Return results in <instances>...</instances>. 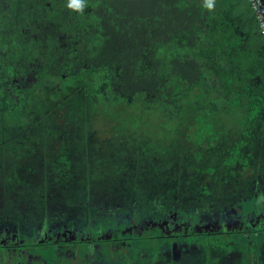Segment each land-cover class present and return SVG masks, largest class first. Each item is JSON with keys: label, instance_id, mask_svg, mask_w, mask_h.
<instances>
[{"label": "trees", "instance_id": "obj_1", "mask_svg": "<svg viewBox=\"0 0 264 264\" xmlns=\"http://www.w3.org/2000/svg\"><path fill=\"white\" fill-rule=\"evenodd\" d=\"M10 1L0 0V18ZM14 3L39 16L40 24L27 30L28 46L22 50L0 49L3 190L9 170H16L23 155L6 146L19 134L33 132L32 127L38 136L32 134L28 141L39 145V129L50 134L46 123L53 124L51 113H46V95L61 97L84 84L99 100L100 113L118 116L108 135L112 141L133 142L142 153L150 148L165 153L166 140L172 146L171 139L183 132L187 139L195 138L196 160L204 149L206 154L214 151L223 154L225 173L242 175L253 159L250 132L264 130V37L245 1L214 0L211 11L204 0H84L79 12L68 7V0ZM28 63L36 64L42 77L35 67H26ZM130 108L131 114L119 120L121 111ZM73 117L68 112L64 123ZM126 127L144 136L128 139L120 134ZM57 161L65 168L69 165L64 155ZM255 169L246 175L252 181L251 192L239 196L238 204L224 203V208L213 210L205 198L209 191L202 189L189 209L182 207L175 193L180 183L170 179L175 184L167 183V193L148 202L147 215L137 212L140 201L131 195L124 206L104 209L110 221L99 218L93 206L86 217L78 212L81 229L71 234L72 240H67L69 234L60 235V229L45 226L46 240L38 241L44 232L19 236L15 242L2 235L0 249L15 251L14 264H34V259L35 264H69L64 259L75 255L78 264H252L264 249V186L259 185L264 171ZM39 172L43 181L50 179L46 171ZM64 176L58 172L60 181ZM45 188L39 199L42 210L49 212L47 201L54 194ZM27 198L39 201L36 196ZM155 201L158 209L153 211ZM236 205H243L240 212ZM27 217L31 216L9 214L16 224ZM55 233L57 239H50Z\"/></svg>", "mask_w": 264, "mask_h": 264}, {"label": "rangeland", "instance_id": "obj_2", "mask_svg": "<svg viewBox=\"0 0 264 264\" xmlns=\"http://www.w3.org/2000/svg\"><path fill=\"white\" fill-rule=\"evenodd\" d=\"M14 2L15 0L10 1L6 8V15L0 18V49L12 53L22 50L23 45L28 46L25 38L27 30L40 24L39 16L29 11L24 5ZM253 36L255 37V33ZM1 62L0 58V64ZM26 67H35L39 76L42 77L40 68L36 64L28 63ZM71 90L63 96L60 95L61 97L57 96L58 93L45 94L49 101V109L46 108V113H51L50 121L53 124L48 126L46 123L45 128L50 134H43V131L39 129L41 127L38 128L39 133L42 134L39 145L28 141L31 140L30 135L38 136V131L32 127L33 132L19 134L6 146L7 149L23 153V155L16 170H9L5 190L0 187V210H3L0 212L3 221L0 223V237L3 235V240L15 242L19 236L26 234L35 236L44 232L38 240L41 242L42 239H47L45 226L49 230L60 229V235L69 234L67 240H72L71 234L81 229L80 219L75 217L78 212L83 211L86 217L87 208L93 206L99 218L110 221V214L104 209L124 206L131 195L136 196V199L140 201L141 208L138 207L137 212L144 214L150 200L153 201L154 197L167 193L165 188L169 186L167 183L171 184L170 179L173 182L179 181L178 185L180 183L178 191L175 192L178 193L180 206L189 209V205L194 203L193 198L199 196L202 193L201 190L205 189L209 191V194L205 196L207 205L211 204V207H214L213 210L219 207L224 208V203L238 204L239 196L251 192L252 181L246 175L255 171V168L264 167V163L262 165V162H259L264 154L262 150L264 130H251L250 133L254 138L251 149L254 152L253 159L246 164L242 175L239 172L236 177H233L225 173L228 167L221 164L223 154L214 151L206 154L208 151L204 149L200 159L196 160L194 154L199 148L193 144L195 138L187 139L183 132L171 139L172 146L169 140H166L165 153L158 152L155 148L142 153V149L135 147L133 142L124 141L125 144H123L118 143L117 140L112 141L108 135L112 132V126L117 123L115 121L118 120V116L108 117L100 113L99 100L91 96L85 84ZM68 112H71L74 117L66 124L63 117ZM130 112H132L131 108L126 111L123 109L119 120L124 118L125 113L131 114ZM46 121L47 117L44 122ZM232 123L227 122V125L233 127ZM126 129L127 131L120 134H124L128 139L144 136L143 133L132 131L135 130L133 127H126ZM188 133L192 136V132ZM42 143L44 146L41 145ZM203 146L205 143L201 145V148ZM60 155H64L65 160L68 161L67 168L63 162L57 161ZM209 168L213 171H209ZM240 168L237 164L236 169ZM40 169L51 175L47 182L40 178ZM60 171L61 174L65 173L61 181L58 178ZM29 187H33L30 194L26 192L30 189ZM44 188L54 194L47 201L50 213L42 210L40 205L43 199L42 197L39 199V195ZM258 189L263 188L258 187ZM28 195L32 198L36 196L39 201H28ZM157 202L152 203L153 211L158 209ZM236 206L240 211L239 208L243 205ZM10 213L20 217L26 215L31 217L21 218L16 224V221L9 218ZM228 226L225 224V227ZM56 234L50 239H57ZM77 236H81V233H77ZM90 236L95 237V232L91 230ZM78 250L76 245L75 251ZM122 252L126 253L127 249L123 248ZM216 256V253H212V257ZM23 257L25 262L27 260L25 254ZM235 258L236 255L232 253L230 260L234 261ZM14 260L15 251L0 249V264H14ZM79 260L76 255L69 260L64 259L69 264H78ZM33 263L38 261L34 259ZM251 263L264 264V249L260 250V256L253 259Z\"/></svg>", "mask_w": 264, "mask_h": 264}, {"label": "built area", "instance_id": "obj_3", "mask_svg": "<svg viewBox=\"0 0 264 264\" xmlns=\"http://www.w3.org/2000/svg\"><path fill=\"white\" fill-rule=\"evenodd\" d=\"M252 11L260 34L264 37V0H245Z\"/></svg>", "mask_w": 264, "mask_h": 264}, {"label": "clouds", "instance_id": "obj_4", "mask_svg": "<svg viewBox=\"0 0 264 264\" xmlns=\"http://www.w3.org/2000/svg\"><path fill=\"white\" fill-rule=\"evenodd\" d=\"M84 6V0H68V7L74 11H82ZM204 7L211 11L214 7V0H204Z\"/></svg>", "mask_w": 264, "mask_h": 264}, {"label": "crops", "instance_id": "obj_5", "mask_svg": "<svg viewBox=\"0 0 264 264\" xmlns=\"http://www.w3.org/2000/svg\"><path fill=\"white\" fill-rule=\"evenodd\" d=\"M243 1H245V0H243ZM246 2V1H245ZM246 4V3H245ZM257 30H258V26H257ZM258 33H259V30H258ZM262 150L264 151V144L262 145ZM260 162V161H259ZM261 162H262V165H263V163H264V154L262 155V160H261ZM262 171H264V167L262 168ZM264 173V172H263ZM261 186H264V181H263V183L261 184ZM262 197H261V199L262 198H264L263 196H264V193L261 195ZM240 212V211H239Z\"/></svg>", "mask_w": 264, "mask_h": 264}]
</instances>
